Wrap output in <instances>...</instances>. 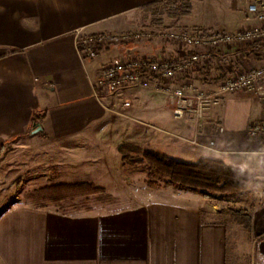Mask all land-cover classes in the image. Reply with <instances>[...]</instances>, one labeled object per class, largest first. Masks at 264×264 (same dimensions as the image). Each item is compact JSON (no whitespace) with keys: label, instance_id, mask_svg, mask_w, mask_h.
I'll return each mask as SVG.
<instances>
[{"label":"crops","instance_id":"0c3cea01","mask_svg":"<svg viewBox=\"0 0 264 264\" xmlns=\"http://www.w3.org/2000/svg\"><path fill=\"white\" fill-rule=\"evenodd\" d=\"M154 2L167 0H0V155L21 140L44 146L43 163L50 157L55 166L106 170L111 161L116 170L123 166L119 148L132 143L175 160L209 157L241 169L248 176L247 190L217 201L173 188H147L119 198L120 205L108 211L92 207L69 213L21 204L15 194L19 187L12 183L3 189L8 203L0 206V264H264V137L246 135L248 120L261 116L260 108L252 111L253 98L229 97L196 130L172 118L162 95L124 88L114 96L93 97L99 65L114 56L187 54L166 50L167 43L156 37L104 50L96 59L79 56L76 29L93 34L140 28L132 26L137 12ZM190 3V14L180 16L186 27L174 29L235 31L243 25L242 0ZM123 101L130 103L123 110L128 120L149 128L100 132L127 120L107 110ZM214 123L222 126L221 133L213 132ZM181 138H194L196 145ZM228 201L240 204L237 211L249 217L248 227H242L249 238L242 254L238 222L225 221L219 207ZM228 223L235 233L230 241Z\"/></svg>","mask_w":264,"mask_h":264},{"label":"built area","instance_id":"2783aa9c","mask_svg":"<svg viewBox=\"0 0 264 264\" xmlns=\"http://www.w3.org/2000/svg\"><path fill=\"white\" fill-rule=\"evenodd\" d=\"M242 2L243 25L235 31L136 28L86 34L83 28L76 29L75 46L82 59H96L104 50L156 37L187 53L167 59L114 56L99 65L97 77L91 83L93 97L100 100L103 95L114 96L124 88L162 95L174 120L192 123L198 130L205 116L226 95L244 93L256 99L261 112L257 121L248 124L246 135L264 137V0ZM192 73H197L198 78ZM129 105L123 101L107 110L128 118L123 110ZM212 130L217 134L223 128L214 123ZM189 142L196 144L194 138Z\"/></svg>","mask_w":264,"mask_h":264},{"label":"rangeland","instance_id":"374dc122","mask_svg":"<svg viewBox=\"0 0 264 264\" xmlns=\"http://www.w3.org/2000/svg\"><path fill=\"white\" fill-rule=\"evenodd\" d=\"M175 3L176 5H178V1H170L164 8L159 10L157 15H153L146 11H138L136 16L137 18L139 17V19L133 22L134 24H132V26H139L140 28H146L153 31L171 30L179 27L183 28L181 26L186 27V25H183L182 22L185 21L183 20L184 18H181L177 12H173L170 8L173 7L172 4ZM167 44H164V48L166 50L168 48H171L172 50H178V48L172 46L170 47ZM243 94L244 93L226 95L220 106L229 97H237ZM246 96H248L249 98H253L252 111L258 110L260 106L259 103H257L256 99L252 95ZM113 116L115 117V115ZM118 117H120L121 119L125 118L127 120L111 122L107 129L102 128L103 130H101L100 132H136L135 130L139 131L140 128L143 127L144 131L149 128L146 123L142 122L141 124V122H139V120L137 119L128 120L129 117ZM258 119V116L254 114L248 120V124L257 121ZM182 140L192 144L191 142H189V140ZM13 146V149H8L9 151L5 150V152L0 155V206L2 205V203H8L3 199L4 196L8 197V195H5V193H3V189L8 188V186L12 183L16 184L15 188L19 187L15 191V194L17 199L21 201V204L28 203L32 206H34V203L36 202H27L25 200L26 196L34 190L49 184L88 180L95 183V185L103 187L105 189L104 195L74 196L62 202L59 206H49L69 213L85 212L92 207L94 209L100 208L103 211H108L120 205L118 203L119 198H126L128 195L133 194L137 190L144 191L148 188L147 184H145V180H148L149 176L146 175V171L139 164L130 165V163H126L119 169L113 170L112 167L114 164L110 161L108 162L109 169L83 170L78 169L77 167H73V164L71 163H65V167L59 164L58 166H55V164L52 162L53 160L50 159V157L49 161H45V163L41 162V150H43L44 146L38 143L25 144L23 141L17 140L13 144ZM137 148L147 149L144 147L140 148L139 146ZM138 159L139 157H133L134 161H137ZM219 207H221L220 210L224 212L222 218H224L225 221L230 223L236 222L235 219H233V216L236 212L239 213V211L237 210L240 209V204L228 201L227 203L220 205ZM230 223L227 224L229 241L234 237L235 234L233 233L234 231L232 229V224ZM237 225L239 233H236V240L238 241L239 250L242 254V252L246 251L247 249L249 238L248 234L243 231L242 226L239 224Z\"/></svg>","mask_w":264,"mask_h":264},{"label":"trees","instance_id":"16d2710c","mask_svg":"<svg viewBox=\"0 0 264 264\" xmlns=\"http://www.w3.org/2000/svg\"><path fill=\"white\" fill-rule=\"evenodd\" d=\"M170 1L167 0L165 4L154 2L145 5L143 11L157 15L159 10ZM177 4H172L173 7H170L173 12H177L182 17L190 14V0H180ZM35 117L33 115L31 118L33 126L38 124ZM119 155L123 165L139 164L144 168L146 175L149 176V179L145 180L148 188H173L217 201L237 197L248 188V176L245 171L209 157L199 158L193 162L178 161L164 154L149 149H139L130 144L120 147ZM134 156L139 159L134 161ZM104 190L103 187L88 181L56 183L34 190L26 196L25 200L36 202L34 203L36 208H46L59 206L74 196L104 195ZM234 219L242 227H248L249 217L245 214L236 212ZM263 237L264 234L260 238Z\"/></svg>","mask_w":264,"mask_h":264},{"label":"water","instance_id":"95a60500","mask_svg":"<svg viewBox=\"0 0 264 264\" xmlns=\"http://www.w3.org/2000/svg\"><path fill=\"white\" fill-rule=\"evenodd\" d=\"M38 130H40V127L39 126L35 129V132L34 133H36Z\"/></svg>","mask_w":264,"mask_h":264}]
</instances>
